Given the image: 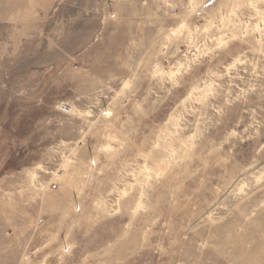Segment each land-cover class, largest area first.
<instances>
[{
    "label": "rangeland",
    "instance_id": "obj_1",
    "mask_svg": "<svg viewBox=\"0 0 264 264\" xmlns=\"http://www.w3.org/2000/svg\"><path fill=\"white\" fill-rule=\"evenodd\" d=\"M221 2L167 0L174 5L169 8L164 0H0V201L11 200L17 205L15 214L10 215L11 227L0 216V264H19L25 250L31 254L53 238L56 243L52 248L34 259L43 260L54 252L47 264H61L58 249L71 247L63 264H178L185 258L182 249L189 244L184 236L198 222L181 211L183 205L202 203L207 187L223 185L233 177L238 182L248 180L264 171V154L256 155L264 144V128L252 139H248L251 131L244 132L252 123L251 110L264 108V98L257 93L252 103L237 105L214 129L211 146L222 143L231 129L238 131L242 140L224 145L223 152L212 158L213 167L192 176L195 167H203L198 162L175 184L151 193L152 211L140 217L135 230L123 241L128 245L126 251L106 255L111 251L109 245L124 236V225L131 220L127 209L120 216L107 218L92 200L70 193L64 183H50L52 176L45 173L38 174V184L45 188L35 202L27 195L21 200L19 195L28 186V173L48 159L50 149L62 139H79L84 122L75 112L92 108L98 114L99 109L93 107L97 98L107 110L114 93L107 92L106 86L116 90L120 86L119 79L113 78H143L163 34L178 24L171 17L199 5L193 20L203 28L208 14ZM204 42L203 36L193 41L196 46ZM184 55H191L189 44L185 40L174 42L159 62L167 68ZM101 89H105L107 99L99 95ZM145 94L146 88L140 98ZM128 117L133 121L128 131H133L135 114L128 111ZM241 118L243 123L237 127ZM96 146L97 141L89 138L85 163L95 155ZM46 167L54 169L55 165ZM84 179L81 176L77 182ZM94 186L101 193L107 188V184ZM149 229V244L139 250L142 233ZM245 239L223 233L216 242L228 240L242 246ZM157 245L177 255L162 256ZM131 251L138 254L130 256ZM86 257L91 259L86 262ZM212 258L226 264L219 257Z\"/></svg>",
    "mask_w": 264,
    "mask_h": 264
},
{
    "label": "clouds",
    "instance_id": "obj_2",
    "mask_svg": "<svg viewBox=\"0 0 264 264\" xmlns=\"http://www.w3.org/2000/svg\"><path fill=\"white\" fill-rule=\"evenodd\" d=\"M164 2L167 7H174L167 0ZM196 7L199 5H193L192 11L184 15L171 17L178 24L163 34V42L151 55L142 79L113 78L119 79V90L106 86L107 92L114 93L107 110L97 98L93 107L99 109L98 114L92 108L74 113L84 122L79 139L60 140L50 149L48 159L28 173V186L19 193L21 200L27 195L35 202L38 192L45 188L38 184V174L45 173L52 176L50 183H64L70 193L92 200L107 218L120 216L127 209L131 220L124 225V236L109 245L111 251L106 255L128 249L123 241L135 230L140 217L152 211L151 193L175 184L198 162L203 167H195L192 176L213 167L212 158L223 152L224 145L242 140L240 133L231 129L222 143L211 146L214 129L237 105L252 103L257 93L264 98V0H222L208 14L203 28L193 20ZM201 36L205 42L196 46L193 41ZM182 40L189 44L191 55L164 67L160 57L166 55L172 43ZM179 55L177 51L176 56ZM145 88L146 94L140 98ZM177 92L180 95L174 97ZM99 95L107 99L105 89ZM128 111L136 117L133 131H128L133 124ZM250 118L252 123L244 128L245 133H252L248 139L261 135L264 108L259 112L252 109ZM242 123L241 118L237 127ZM89 138L96 140L97 146L95 155L85 163ZM261 154L264 144L256 153L257 157ZM46 164H54L55 168L49 169ZM81 176L84 181L77 182ZM95 184H107V188L101 193ZM201 185L204 186L203 181ZM205 191L208 195L202 203L184 204L181 209L198 222L184 236L189 244L182 249L185 258L178 264H218L213 256L226 264H264V171L239 182L233 177ZM16 208L11 200L0 201V216L10 227V215L15 214ZM150 231L142 233L139 250L148 246ZM223 233L246 239L242 246L228 240L217 243ZM55 243L53 238L31 254L25 250L19 264H47L56 253L49 252L43 260L34 258ZM156 251L162 256L177 255L161 245L156 246ZM58 252L62 253L59 258L63 264L72 248L62 247ZM89 259L86 257L85 261Z\"/></svg>",
    "mask_w": 264,
    "mask_h": 264
}]
</instances>
